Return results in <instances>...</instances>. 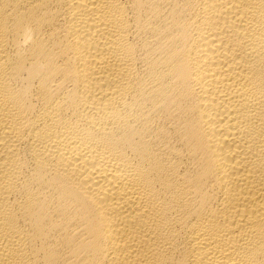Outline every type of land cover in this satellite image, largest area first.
<instances>
[{"label": "bare ground", "instance_id": "1", "mask_svg": "<svg viewBox=\"0 0 264 264\" xmlns=\"http://www.w3.org/2000/svg\"><path fill=\"white\" fill-rule=\"evenodd\" d=\"M0 264H264V0H0Z\"/></svg>", "mask_w": 264, "mask_h": 264}]
</instances>
